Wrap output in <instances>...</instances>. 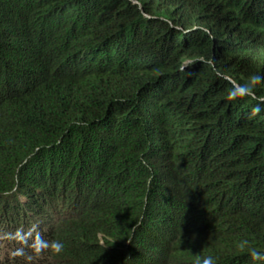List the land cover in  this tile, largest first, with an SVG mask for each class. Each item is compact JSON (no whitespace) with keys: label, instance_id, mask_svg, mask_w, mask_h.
Here are the masks:
<instances>
[{"label":"trees","instance_id":"1","mask_svg":"<svg viewBox=\"0 0 264 264\" xmlns=\"http://www.w3.org/2000/svg\"><path fill=\"white\" fill-rule=\"evenodd\" d=\"M255 75L264 0H0V264H264Z\"/></svg>","mask_w":264,"mask_h":264},{"label":"clouds","instance_id":"2","mask_svg":"<svg viewBox=\"0 0 264 264\" xmlns=\"http://www.w3.org/2000/svg\"><path fill=\"white\" fill-rule=\"evenodd\" d=\"M262 82H264V76L255 75L247 84H233L231 91L228 93L227 99L229 101H236L238 99H243L244 97L255 99L254 86ZM261 110L262 108L260 104H258L251 109L250 115L255 116L259 114ZM45 247H47V245H45ZM51 248L54 249L55 252L59 253L63 248V244L60 242H53L51 244ZM252 255L255 259L264 258V256L257 252H253ZM29 259H31V257H29ZM195 264H214V260L211 256H206L202 259H197Z\"/></svg>","mask_w":264,"mask_h":264}]
</instances>
